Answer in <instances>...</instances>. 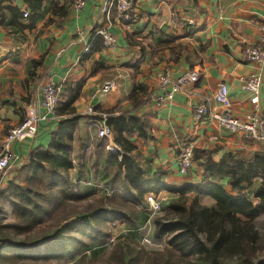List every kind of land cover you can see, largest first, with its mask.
Masks as SVG:
<instances>
[{
	"label": "crops",
	"instance_id": "0c3cea01",
	"mask_svg": "<svg viewBox=\"0 0 264 264\" xmlns=\"http://www.w3.org/2000/svg\"><path fill=\"white\" fill-rule=\"evenodd\" d=\"M105 1L84 0L76 11L74 0H0V144L7 131L22 121L43 83L54 79L62 85L54 116L39 123L35 137L13 143L18 158L1 176L0 188L11 178L24 184L22 167L31 152L48 146L59 121L69 116L65 108L73 107L79 119L71 139L69 180L83 189L74 190L77 195L85 193L79 200L102 193L132 205L141 186L137 181L157 173L169 186L212 179L230 190L227 179L207 178L195 159L191 169L180 174L177 159L189 143L215 161L228 152L248 159L264 151V141H245L240 133L221 129L207 118L197 120L192 110L205 101L219 109L213 93L224 82L236 116L254 110L264 115V60L249 61L244 52L263 34L264 0H133L128 25L117 19L115 7L103 11ZM102 29L116 38V47L104 48L99 42L96 32ZM164 69L173 76L194 71L199 81L188 86L190 94L179 92L156 105L148 95L162 93L156 81ZM252 73L262 77L256 108L240 86L241 79ZM108 78L115 79V89L92 98V90ZM136 84L145 85L147 92L145 102L132 109L129 96ZM89 106L94 114L86 113ZM109 121L142 122L138 125L142 131L122 132L121 146ZM102 124L111 129V137H98ZM157 194L166 200L175 196L167 190ZM200 202L210 205L212 200L201 197ZM134 207L145 211L140 204ZM151 223L152 219L142 226L151 229Z\"/></svg>",
	"mask_w": 264,
	"mask_h": 264
},
{
	"label": "trees",
	"instance_id": "16d2710c",
	"mask_svg": "<svg viewBox=\"0 0 264 264\" xmlns=\"http://www.w3.org/2000/svg\"><path fill=\"white\" fill-rule=\"evenodd\" d=\"M37 4L40 5L39 2ZM59 10L63 12L62 8ZM131 11L132 8L130 16ZM96 38L102 43L101 36ZM146 90L145 85H134L129 96L132 109L145 102ZM65 111L69 116L59 121L48 146L31 152L28 163L22 167L24 184L11 178L6 187L0 188V200L11 205L15 218L13 222H4L0 218V264H34L27 262L36 259L31 248L49 242L61 244L60 250L52 256L66 262L77 256L83 261L88 250L92 251L93 257L99 256L105 249L103 245L108 234L99 228H91V211L69 222H64L66 216L49 231L41 229L46 215L60 202L85 196V193L77 195L74 190H68L71 186L69 170L73 167L71 139L79 115L73 107L65 108ZM108 125L117 134L115 142L120 145L122 132L130 133L137 128L140 131L143 123L109 121ZM194 159L207 178L227 179L230 190L212 179L180 186L167 185L161 180L162 173H157L152 179H139L137 184L141 186L137 187L139 192L134 198L137 203L132 204V209L120 199L119 206L127 210L93 209L92 218L120 220L127 224L125 234H133L135 228L143 225L149 217L146 211H137L134 206L140 204L144 207L146 192L167 190L175 196L164 203L163 215L153 219V239L163 240L165 247L162 251H145L142 247L137 250L118 242L106 259L108 264H264V256L255 257L258 250H264V234L256 228V220L264 216V151L248 159L228 152L215 161L210 153L195 149ZM191 192L194 194L192 197L188 195ZM201 197H209L212 203L202 204ZM37 229L41 234L36 235ZM68 231H82L92 240L84 243L68 235ZM78 241L81 246H74Z\"/></svg>",
	"mask_w": 264,
	"mask_h": 264
},
{
	"label": "built area",
	"instance_id": "2783aa9c",
	"mask_svg": "<svg viewBox=\"0 0 264 264\" xmlns=\"http://www.w3.org/2000/svg\"><path fill=\"white\" fill-rule=\"evenodd\" d=\"M83 5L84 0H74L73 2V7L76 11H79ZM112 7L116 9L117 19L122 24L128 25L131 19L130 9L133 7V0H106L103 11L109 13ZM23 16H27V12H24ZM261 30L263 34L258 44L246 47L244 51L247 59L256 63H261L264 60V25L261 27ZM96 34L102 37L104 48H114L117 46L116 38L108 30H98ZM197 81H199V75L194 71H187L179 76H173L169 69H164L158 75L156 81L157 90L161 89L162 93L157 94L152 92V94L148 95V99L152 100L156 105H161L167 100H172L176 93L183 92L190 94L188 86L194 85ZM240 86L242 91L248 94L249 102L255 108L258 107L262 86L260 73H252L241 79ZM115 87L116 82L114 78L105 79L92 90L91 97H105ZM61 92L62 85L59 81L49 79L43 83L38 97L26 107L22 121L7 131L0 144V179L10 168L12 162L18 158L13 152V143L36 136L39 123L54 116L55 108L61 99ZM213 100L220 106L219 109L211 107L208 101L192 106L193 114L197 120L207 118L221 129L231 133H240L245 141H264V115L257 114L254 110L246 113L242 118L236 116L229 99L226 83H218L213 93ZM86 113L94 114L95 110L89 106L86 109ZM101 115L103 118L106 116L104 113ZM111 136V129L106 124H102L98 129V137L107 138ZM177 162L180 174H186L191 169L194 162V146L191 143L181 148ZM165 202L166 198L155 192L145 194L143 208L149 214L147 222L155 215L163 212ZM149 238L154 240L150 236ZM146 242L151 243L148 238H146Z\"/></svg>",
	"mask_w": 264,
	"mask_h": 264
},
{
	"label": "rangeland",
	"instance_id": "374dc122",
	"mask_svg": "<svg viewBox=\"0 0 264 264\" xmlns=\"http://www.w3.org/2000/svg\"><path fill=\"white\" fill-rule=\"evenodd\" d=\"M224 188L226 187L224 183H219ZM77 189V190H76ZM68 190H76V191H82L79 189V187L75 188L73 184L68 187ZM101 190V189H100ZM77 193V192H76ZM252 197V194H251ZM253 198V197H252ZM255 201V199H253ZM119 200H115L111 197L106 196L102 193H94V195H90V197H87L84 200H79L73 197L72 199L63 200V202H60L55 209L46 215L44 218L43 225L41 229L43 231H49L52 229V227L55 225L58 220L65 218L67 216V220L64 222H69L76 220L80 217V215L91 211L92 209L96 208H106L107 210H127L128 207L132 209L133 207L131 204H126L127 208L124 206H119ZM56 204V203H55ZM53 206V205H52ZM0 218L3 219L4 222H13L15 221V218L12 214V207L8 202H4L3 205L0 204ZM163 215V212L155 215L151 219L153 220L156 217H160ZM61 222V223H64ZM90 225H92L93 229H101L103 232L108 234L104 241L105 249H103V252L99 256L95 255V257L92 256V251H87L86 255L87 258L83 261L79 260V257H75L73 260L65 261L64 259L55 258L52 256L55 252L59 251V247L61 244H57L56 242H49L48 244H39L38 246H35L31 248L33 255L36 256L35 260L29 259L28 263H34V264H108L106 261L107 257L109 256V253L111 252V249L114 247V245L118 242H122L126 245H130L131 247H136L135 249L142 247L145 251H152L153 249H157V251H162L165 247V242L163 240L156 241L155 239L152 240L149 238H153L154 230H155V224L154 222L151 223V229H149V226L146 224L144 226L139 225L140 227L135 228L136 236L132 233L125 234L127 230V224L125 222H122L120 220L114 219L113 221H101L99 218L93 219L91 218L89 221ZM256 228L260 233L264 234V216H260L256 220ZM36 235L41 234V230H36ZM68 235H72L80 239L84 243H88L90 240V236L88 234H83L82 231H68ZM148 233H151L149 235ZM143 234V235H142ZM145 236V237H144ZM146 238H148L151 243L146 242ZM143 244H141L140 243ZM6 244V243H4ZM74 246H81V242H76L73 244ZM29 248V247H28ZM138 250V249H137ZM152 254H150L151 256ZM261 256H264V250H258L256 252V258L259 259Z\"/></svg>",
	"mask_w": 264,
	"mask_h": 264
}]
</instances>
